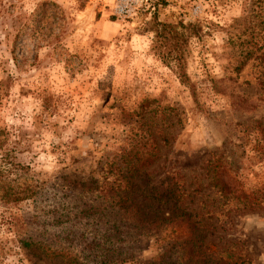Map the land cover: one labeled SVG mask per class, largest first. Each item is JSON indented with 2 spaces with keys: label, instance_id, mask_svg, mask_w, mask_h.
I'll list each match as a JSON object with an SVG mask.
<instances>
[{
  "label": "rangeland",
  "instance_id": "1",
  "mask_svg": "<svg viewBox=\"0 0 264 264\" xmlns=\"http://www.w3.org/2000/svg\"><path fill=\"white\" fill-rule=\"evenodd\" d=\"M159 23L199 31L175 49ZM130 148L154 160L153 183L170 170L205 185L216 152L238 190L264 187V0H0V264H97L66 232ZM211 192L194 207L216 212L213 250L234 243L220 264H264V203L231 209ZM187 224L114 264L176 257L165 250Z\"/></svg>",
  "mask_w": 264,
  "mask_h": 264
},
{
  "label": "trees",
  "instance_id": "2",
  "mask_svg": "<svg viewBox=\"0 0 264 264\" xmlns=\"http://www.w3.org/2000/svg\"><path fill=\"white\" fill-rule=\"evenodd\" d=\"M180 24L185 31L180 32L171 24L159 23V42L171 40L177 49L180 40L185 43L187 37L199 31L196 24ZM167 51L169 55L173 50L168 48ZM167 109L176 110L164 107V114ZM150 139L156 143L152 154L130 148L122 154L120 164H111L105 179L98 186H88L92 197L87 203L88 208L80 213L82 218L76 215L78 219H86L88 223L71 224L70 231L66 232V239L72 244L77 241L81 246V253H84L85 259L90 263L114 264L134 257L133 247L141 244L143 235H158L162 228L180 221L188 223L189 236L182 243L169 241L171 245L170 248L166 246L168 249L165 253L172 255L170 253L177 248V256L169 257L166 262L159 264H220L224 251L232 249L234 243L232 246L224 243L217 250L211 248L209 239L214 236V231L207 221L214 219L216 212L211 208H195L196 198L204 194L206 186H210L211 193L222 199L223 204H233L234 208L231 209L256 210L264 203V187L251 192L238 190L237 182L230 174L225 160L216 152L203 165L204 173L209 178L205 185L201 181H187L185 175L170 170L162 180L153 183L149 180L151 177L147 168L154 164V160L145 156L149 154L156 157L160 146L154 136ZM76 189L84 188L77 186ZM147 202H151L152 207L168 205L170 212L157 208L152 213L146 210ZM203 207H207V204ZM232 255L227 252L228 257Z\"/></svg>",
  "mask_w": 264,
  "mask_h": 264
}]
</instances>
